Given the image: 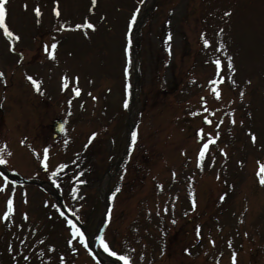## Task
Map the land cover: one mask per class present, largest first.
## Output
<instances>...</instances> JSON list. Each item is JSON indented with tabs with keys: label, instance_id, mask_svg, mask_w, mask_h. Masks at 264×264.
Wrapping results in <instances>:
<instances>
[{
	"label": "rangeland",
	"instance_id": "rangeland-1",
	"mask_svg": "<svg viewBox=\"0 0 264 264\" xmlns=\"http://www.w3.org/2000/svg\"><path fill=\"white\" fill-rule=\"evenodd\" d=\"M4 8L0 264H264V0Z\"/></svg>",
	"mask_w": 264,
	"mask_h": 264
},
{
	"label": "snow or ice",
	"instance_id": "snow-or-ice-1",
	"mask_svg": "<svg viewBox=\"0 0 264 264\" xmlns=\"http://www.w3.org/2000/svg\"><path fill=\"white\" fill-rule=\"evenodd\" d=\"M95 2V0H93V3ZM35 11L37 12V14H39V8L35 9ZM4 18H5V8H4V0H0V27H3V30L8 33L9 35H11L12 33L9 31V29L7 28V26L5 25L4 23ZM87 23V22H86ZM89 27H92V25H88ZM77 27H80L79 25ZM209 42L207 40H205V45L207 46ZM53 48L55 47V45L52 46ZM51 55V53H50ZM217 64V66H219L220 64V61L217 60L215 62ZM0 75H2V73H0ZM29 79H31V77H29ZM35 84V81L33 82ZM211 83V82H210ZM219 97V94L217 92V98ZM203 99V98H201ZM205 120L207 121V117H205ZM210 123V121H207ZM93 135H95V133H93ZM133 136V139H135L136 137V133L133 132L132 134ZM254 139V137H253ZM207 148V144H204L201 151H200V156H203V153H204V150ZM45 152H47V149H45ZM0 163H3V160H0ZM260 172H264V164L260 165ZM259 174V173H258ZM260 182L261 183H264V176H260ZM13 211V206H12V200L9 199L7 201V211L3 214L4 217L6 218L11 212ZM73 222L71 220L68 221V224H72ZM73 230L79 235V238L81 239V241H83L84 239V234L80 231L79 228H76L74 225H73ZM99 239V238H98ZM101 245L104 247V250L106 252H110V254L112 256H117V253L114 252V251H111L110 248L108 247V244L101 239ZM71 243V242H70ZM120 260H123L124 261V264H129V258L127 256H119L118 257Z\"/></svg>",
	"mask_w": 264,
	"mask_h": 264
},
{
	"label": "water",
	"instance_id": "water-1",
	"mask_svg": "<svg viewBox=\"0 0 264 264\" xmlns=\"http://www.w3.org/2000/svg\"><path fill=\"white\" fill-rule=\"evenodd\" d=\"M54 127L56 131H59L61 128V121L60 120H55L54 121ZM96 257V256H95ZM97 258V257H96ZM98 259V258H97ZM99 260V259H98Z\"/></svg>",
	"mask_w": 264,
	"mask_h": 264
}]
</instances>
